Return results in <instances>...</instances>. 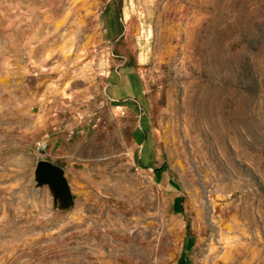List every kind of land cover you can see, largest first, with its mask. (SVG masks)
Listing matches in <instances>:
<instances>
[{
    "label": "rangeland",
    "instance_id": "374dc122",
    "mask_svg": "<svg viewBox=\"0 0 264 264\" xmlns=\"http://www.w3.org/2000/svg\"><path fill=\"white\" fill-rule=\"evenodd\" d=\"M0 264H264V0H0Z\"/></svg>",
    "mask_w": 264,
    "mask_h": 264
},
{
    "label": "water",
    "instance_id": "95a60500",
    "mask_svg": "<svg viewBox=\"0 0 264 264\" xmlns=\"http://www.w3.org/2000/svg\"><path fill=\"white\" fill-rule=\"evenodd\" d=\"M34 178L37 186H48L53 201L60 208H68L73 204L68 182L63 170L49 161L36 163Z\"/></svg>",
    "mask_w": 264,
    "mask_h": 264
},
{
    "label": "crops",
    "instance_id": "0c3cea01",
    "mask_svg": "<svg viewBox=\"0 0 264 264\" xmlns=\"http://www.w3.org/2000/svg\"><path fill=\"white\" fill-rule=\"evenodd\" d=\"M129 75H125V81L123 83H119L116 79L115 80H110L109 85L113 88V93H114V100H122L124 101L125 99L122 97H116V93L122 92V95L125 93L132 92L134 90L135 85L133 84L132 80L128 79ZM133 89V90H132ZM119 96V95H118ZM172 212L174 213H180L181 212V199L179 195L175 194L172 202ZM188 247V242H186V248Z\"/></svg>",
    "mask_w": 264,
    "mask_h": 264
},
{
    "label": "built area",
    "instance_id": "2783aa9c",
    "mask_svg": "<svg viewBox=\"0 0 264 264\" xmlns=\"http://www.w3.org/2000/svg\"><path fill=\"white\" fill-rule=\"evenodd\" d=\"M46 147V144L44 142H37L35 144V148L37 151H40Z\"/></svg>",
    "mask_w": 264,
    "mask_h": 264
}]
</instances>
